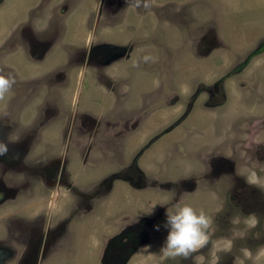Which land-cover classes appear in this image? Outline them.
I'll use <instances>...</instances> for the list:
<instances>
[{"label": "rangeland", "instance_id": "1", "mask_svg": "<svg viewBox=\"0 0 264 264\" xmlns=\"http://www.w3.org/2000/svg\"><path fill=\"white\" fill-rule=\"evenodd\" d=\"M2 32L0 264H115L128 239L118 264H193L159 252L174 204L245 233L221 264L264 247L236 203L244 175L264 191V0H0Z\"/></svg>", "mask_w": 264, "mask_h": 264}, {"label": "clouds", "instance_id": "2", "mask_svg": "<svg viewBox=\"0 0 264 264\" xmlns=\"http://www.w3.org/2000/svg\"><path fill=\"white\" fill-rule=\"evenodd\" d=\"M14 79L0 75V99L10 91ZM7 146L0 151V156L7 155ZM246 182L261 188L260 178L253 173L246 177ZM155 208L152 212L154 214ZM233 224H239V219H234ZM248 229H254L259 221L254 214H249L244 221ZM213 219L203 210L197 211L190 204H174L171 210L166 209L162 223L154 225V230L164 231L165 235L161 242L159 252L162 260H191L193 264H205L202 253L204 249H210V258L207 264H221L222 255L232 253L234 241L244 239L245 233L242 231H233L232 238L213 241L214 235ZM241 256L234 257V264H264V247H259L255 253L248 247L240 249Z\"/></svg>", "mask_w": 264, "mask_h": 264}, {"label": "flooded vegetation", "instance_id": "3", "mask_svg": "<svg viewBox=\"0 0 264 264\" xmlns=\"http://www.w3.org/2000/svg\"><path fill=\"white\" fill-rule=\"evenodd\" d=\"M60 164H61L60 160H57L55 166H59ZM244 178H245V175L243 176V181L237 180V184H238L237 187L239 188V191L237 192L238 198H236V203L239 202L240 206H242L243 210L245 211V212H242V213H245V215H242V218H244L246 215L248 216L249 214L259 215L260 216L258 218L259 223L257 226L262 227V221H263V216H264V191H262L260 189L253 188L251 185H249L246 182V180ZM232 189H233L232 193H236L235 188L232 187ZM0 192L3 193L4 198H6L7 194L9 193L7 187L4 185L2 180L0 181ZM243 192L247 196H244ZM214 220H215V218H214ZM214 220H213V224H215ZM230 228L231 227H229V229ZM218 229H219V227L217 228V230ZM259 231H261V230H259ZM216 236H218V235L215 234L214 237H216ZM261 240L264 241V232H261V237L259 240H257V242H260ZM131 243H132V241L130 239H128V240H126V242L122 243L123 250L121 248V245L113 248L114 251L116 252V255H112V256H114V263L115 264H118L122 260L125 252L128 249L127 245L131 244ZM112 256H108V258H111ZM104 263L105 264H111V262L108 261V259H105Z\"/></svg>", "mask_w": 264, "mask_h": 264}, {"label": "crops", "instance_id": "4", "mask_svg": "<svg viewBox=\"0 0 264 264\" xmlns=\"http://www.w3.org/2000/svg\"><path fill=\"white\" fill-rule=\"evenodd\" d=\"M5 1V0H4ZM7 2V1H6ZM22 22H25V18L21 19V20H17L15 23H22ZM4 32V31H3ZM3 32L0 34V37L2 36ZM14 70V69H12ZM15 71V70H14Z\"/></svg>", "mask_w": 264, "mask_h": 264}]
</instances>
